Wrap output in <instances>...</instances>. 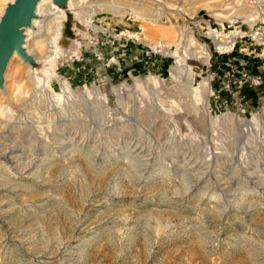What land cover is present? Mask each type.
Instances as JSON below:
<instances>
[{"label":"rangeland","instance_id":"374dc122","mask_svg":"<svg viewBox=\"0 0 264 264\" xmlns=\"http://www.w3.org/2000/svg\"><path fill=\"white\" fill-rule=\"evenodd\" d=\"M6 1L0 0V12ZM71 4L58 5L65 11L58 35L54 17L49 29L41 27L52 51L32 64L33 80L16 56L10 62L0 106L13 124L75 127L100 145L80 141L78 162L47 157L53 164L41 180L39 164L31 169L27 188L39 196L24 199L53 198L55 209L5 217L0 264H40L30 255H44L45 264H264V234L250 225L264 226V190L241 179L248 155L262 148L256 141H264V0ZM34 45L27 43L31 51ZM175 68L192 71L195 91L186 93ZM205 79L207 102L197 90ZM25 91L29 102L18 110ZM32 132L11 128L9 138L28 147L36 144L24 141ZM120 134L144 143L143 155L152 152L145 156L149 165L131 161L133 143L118 141ZM117 142L121 151L112 149ZM216 151L235 176L227 192L237 188L253 202L249 218L233 207L221 221L222 204L202 198L203 188H190L196 176L183 160L193 153V161L206 165ZM22 195L0 199L20 206ZM235 221L240 226L230 231ZM5 233L24 235L30 245L3 246Z\"/></svg>","mask_w":264,"mask_h":264},{"label":"bare ground","instance_id":"6f19581e","mask_svg":"<svg viewBox=\"0 0 264 264\" xmlns=\"http://www.w3.org/2000/svg\"><path fill=\"white\" fill-rule=\"evenodd\" d=\"M13 1L14 0H7L4 3V5L1 9V12H0V19L4 13V10L7 6V4L10 2H13ZM71 1L72 0H66V2H69V4L72 5ZM71 7L73 8V10H75V7H73V6H71ZM251 7L255 8L254 12L252 11L253 13L259 14V11L256 9L255 4H253ZM43 8H45V10ZM34 12H35V16L33 18H31L30 25L23 27L24 41H23L22 45H23V48H24L26 54L28 56H30L31 59H33V61L35 63H39L40 61H44L42 59L45 57L47 52L52 51V49H51L52 46H51L50 42H44V40H43L44 34L42 31H44L45 29H49V23L53 22L52 18L54 17L56 20V24H57V35H58L59 31H60V29H59L60 25L57 21H60V19H62L64 17L65 11L62 10L61 8H59L58 4L54 0H39L35 6ZM77 12H79V11H77ZM261 20L264 21L263 16H261ZM41 27L42 28L44 27L42 31H41ZM94 28L101 30V28H99L98 26L94 27ZM40 32H42V33H40ZM214 38L216 39V42L218 43L219 46L223 45L224 47H227V45H225V43L220 38H217V37H214ZM233 41L234 40L232 39L229 42V44H231L230 49L232 48V45H234V43H235V41L234 42ZM27 43H30V45H31V43L35 44L34 45L35 51L33 50L34 52L31 51V49H28ZM30 47H32V46H30ZM15 56L21 61V63L26 65L27 75L30 76L29 79L33 80L32 75H33V73L34 74L36 73L35 72L36 68H33V65L30 62L24 61L20 57V55L16 51H14L12 53L11 57L9 58L6 66H5L4 72H3V82L0 85V94L1 95L3 93H5L7 95L6 88H5L6 74H7L8 68H9V64ZM191 57L198 59L197 52L192 50L191 51ZM15 73H16V76L19 75V74L17 75V72H15ZM174 73H175L176 77L179 79V81L184 82L183 85L185 87L186 93L191 91V90L195 91L194 87L191 88V86L193 84V73H192V71H189L188 69L184 70V69H180V68H175ZM19 77H18V79H19ZM35 77H37V76H35ZM29 84H30V82H28L27 85H29ZM197 90H198V93L201 94L207 102V97L209 95V93H208L209 83H208L207 79L204 80V83L199 85ZM28 91H29V89H28ZM24 93H25L24 95H22V94L20 95V98L18 99L19 102L16 104L19 106V105L23 104L22 102H24V101H26V102L24 103L23 106L17 107L18 110H19V108H22V107H23V109H24V107L26 108L27 107L26 105L29 102V99L27 98L28 92L25 91ZM7 100H8V97H7ZM7 110H8L7 108L0 106V195L2 194V195H7V196L10 195V196L16 197V196H21L23 194L22 195L23 199L19 202L20 206H17V204L14 205L13 203L12 204L10 203V205H9V203H7V201H5L4 198L0 199V222L1 223L3 221H5V217H7V216L11 217V216H14L15 214H19L21 212L27 216V215H31L34 213L38 214V212L39 213L44 212L52 206H53L52 209H55L54 208L55 206L53 205L54 204L53 198L51 199V198L45 197L43 200L37 199L36 201H30V202L26 201L24 199L25 196H28L31 198L39 196V194H37L34 191V189L30 190L29 188H27V186H31L28 183V181H29L30 175L32 174V171H31L32 168L36 167L39 164L38 170H37L38 173H37V175H35V174L34 175L38 180H41V178H45L44 173H46L48 166H51V164H53L51 161L54 160V157H56V156H58V157L61 156L62 158L68 157L71 160V162H78V160L76 159L77 158L76 155L78 154L77 151L79 150L80 141H82V143L84 142L86 144L89 143L88 146H92V148H96V149L100 145V143H98L97 137L80 135V133L75 129V127H72V128H67V126L59 127V128L49 127L47 129V131L46 130L43 131V129H41L40 127H36V128L33 127L31 129L28 126H24L22 122H20L19 125L13 124L9 118L10 115L5 116V113ZM195 111H196V113H198L197 108L195 109ZM24 113H25V111H24ZM246 125L247 126H253V125H251L250 122L246 123ZM107 127L110 128L111 124L107 125ZM11 128L15 129V130L16 129L22 130V131H25V128L33 130L31 137H26L24 139V141H30L31 139H33L36 142V144H31L30 146L26 147L22 141L17 142V143H16V141L14 142L11 139V137L9 138V133H10ZM126 136L129 138L132 137L129 135L120 134V135H118V138H119L118 141L125 140L128 143V145L133 143L132 146H134V147L131 150H129V153H130L129 157H131V161L135 160L137 162L136 164L138 165V163H140L141 166H142V164L143 165H149V164H147V161L150 159H147L145 156L151 155L152 152L148 151V153L146 155H143V153L145 151L144 150L145 149L144 143L140 142V140L138 138H134V137H133L134 140H130V139L127 140ZM99 140L101 141L102 139H99ZM258 142H259L258 146H260V148L261 147L262 148H261L260 152H256L257 154L248 155L247 158L249 159L250 162H248V166L245 167V169H242L241 179L245 183L250 184V185H254L258 188L260 185V187L262 186V188L264 190V164L258 163L264 158V141H262V140L256 141V143H258ZM116 144L117 145L114 146L112 149L120 150L121 147L119 146V142H117ZM253 150L256 151L254 148H253ZM215 154L216 155L213 157V160H209V161L205 160V161H208V162H204L206 165H201L200 163H197L198 160L193 161L192 160L193 153L189 156L187 161L185 159L183 160L187 166L189 163H191L189 166L190 167L189 169L196 176V178L194 179L195 185L190 187V188H193V187H195L196 189L203 188L204 191H203L202 198H204V196L206 195L210 199H213V201L220 203V205L222 204V211L220 212L221 221L227 219L228 212L233 207L239 211L240 210L243 211V213L245 215H248V218H249V215H251L252 211L255 210V209L252 210L253 202L249 201L250 199L248 200V198L246 197L247 195H245V193L242 192L241 190L240 191L237 190V188L233 189L232 194H229L227 192V189H228L227 187L231 184L230 181H231V179H234L235 176H230L231 174L228 171V167H226L228 162H226V164H225V160L222 157V155H225V154L221 153V152H217ZM47 157L52 158V160L51 161L48 160ZM151 157L152 156H150V158ZM252 159H255V160L252 161ZM223 160H224V162H223ZM201 161L203 162L204 160H201ZM213 161H215L216 164L215 163L213 164ZM142 162H144V163H142ZM235 162L236 161H234V163ZM215 166H217L218 168L214 169ZM43 170H45V172H43ZM181 170H182V168H181ZM187 170H188V167H187L186 171ZM175 172H177V171H175ZM232 174H234V173H232ZM237 176H238V174H237ZM187 180H188V178H187ZM199 182L200 183L203 182L204 186H200L198 184ZM235 184H237V183H235ZM231 186H233V185H231ZM176 191L177 192H175L176 193L175 196L177 195V193H181L178 190H176ZM172 193H174V192H172ZM263 194H264V191H263ZM171 201H172V199H171ZM171 203H173V202H171ZM177 204H179V203H177ZM257 209H258V207H257ZM232 225L234 227L240 226V225H238L237 221L231 222L228 225L229 230H230V228L233 227ZM250 225H251V229L254 230V232H256L258 234H264V226H259L257 224H252V223H250ZM230 231H232V229ZM219 239H220V237H219ZM228 239H229V236H226L225 240L227 241ZM2 243H3V246L13 245L15 247L23 246L24 243H25V245H30V242L24 238V235L20 236L18 234V236L16 235V237H15V235H11L9 233H5L3 235ZM61 244H59V245H61ZM30 256H31V258H33L35 260H41V261H39L40 264H45L44 261H46V258H47L44 255H30ZM38 258H42V259H38Z\"/></svg>","mask_w":264,"mask_h":264},{"label":"water","instance_id":"95a60500","mask_svg":"<svg viewBox=\"0 0 264 264\" xmlns=\"http://www.w3.org/2000/svg\"><path fill=\"white\" fill-rule=\"evenodd\" d=\"M39 0H14L7 4L0 19V85L3 82L5 66L16 51L20 57L31 64L33 59L28 56L23 48V27L30 25L31 18L35 16V6ZM58 5L64 0H54Z\"/></svg>","mask_w":264,"mask_h":264},{"label":"built area","instance_id":"2783aa9c","mask_svg":"<svg viewBox=\"0 0 264 264\" xmlns=\"http://www.w3.org/2000/svg\"><path fill=\"white\" fill-rule=\"evenodd\" d=\"M235 46V43H234V45H232V48ZM232 50V49H231Z\"/></svg>","mask_w":264,"mask_h":264}]
</instances>
